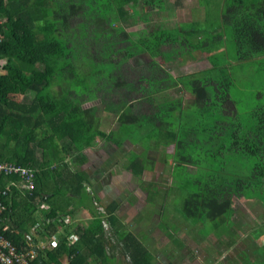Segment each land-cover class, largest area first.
<instances>
[{"label":"trees","instance_id":"1","mask_svg":"<svg viewBox=\"0 0 264 264\" xmlns=\"http://www.w3.org/2000/svg\"><path fill=\"white\" fill-rule=\"evenodd\" d=\"M171 1L177 8L171 14L177 15L183 0ZM166 2L0 0V165L27 168L34 175L29 189L20 174L0 173V234L18 253L36 252L29 264H63L66 256L68 264H89L86 256L95 251L103 258L101 226L116 220L110 205L94 202L85 231L73 221L79 209L73 199L89 192L88 174L80 167L101 139L126 156L132 151L125 149L126 140L135 147L173 143L172 162H167L172 187L186 191V213L220 220L226 230L232 226L233 235L245 229L242 242L261 237L260 227H252L233 202L264 187V105L243 112L232 91L236 66L264 57V0H198L205 19L216 15L211 6H217L221 21L211 35L181 19L169 29L128 31L140 18L153 22ZM156 7L162 11H146ZM85 41L97 42L99 50ZM209 49L215 52L209 56L213 67L193 74L174 77L156 60ZM190 79L201 83L185 91L181 84ZM86 101L100 104L85 108ZM145 161L141 154L130 161L135 178L144 175ZM180 177L188 184L178 185ZM80 232L90 240L88 252L82 243L70 244ZM55 238L56 247L41 244ZM148 253L136 243L133 264H153Z\"/></svg>","mask_w":264,"mask_h":264},{"label":"crops","instance_id":"2","mask_svg":"<svg viewBox=\"0 0 264 264\" xmlns=\"http://www.w3.org/2000/svg\"><path fill=\"white\" fill-rule=\"evenodd\" d=\"M199 8L203 7L199 5L198 0L197 6L195 5L194 8L192 7V0L190 2L183 0L181 8H179V15L183 19H188L187 22L181 21V23L187 25L198 23L201 15ZM188 13L191 14V17L187 15ZM99 143L101 147L98 144L96 148L90 150L87 162L80 167L88 174V181L85 186L89 192L86 196L73 199L74 204L79 206L76 219L73 221L84 231L88 229L91 220L90 209H93L94 202L104 206L110 205L116 220L111 224L101 226L102 239L99 246L104 249L103 258L99 257L95 251L86 256L89 264H133L132 250L136 243L147 249L149 256L153 258V264H204L208 261L210 264H237L238 260L241 264V256L234 249V246H232L231 252H234L237 258L229 251L230 246L227 244L221 246L220 249L228 250V256L226 253L223 255L221 250L209 251L210 256L204 251L208 250L206 244L199 251L196 247L202 244H199L198 241L190 239L183 241L181 231L184 227L176 229L178 239L175 240L174 244L170 241L164 249L158 246L159 240L166 238L161 227L163 213L166 209L165 200L163 201V189L172 187L171 174L173 170L167 160L172 162L169 157L174 151V145L170 143L166 146H155L147 143L146 147L144 145L135 147L131 141L123 142L125 149L126 146L130 149L135 148L144 160H148L145 161L147 169L142 178L139 179L135 178L129 169V163L124 158L126 156L124 152H120L119 148L111 141L106 142L101 139ZM150 185L155 186V189ZM115 205L117 206L115 207ZM259 218L261 219L259 226L263 228L264 221L261 217ZM92 232V229L88 231L90 234ZM69 240L71 245L82 243L83 252L89 251L87 243L90 244V240L86 232L75 233ZM260 240L264 241V236L260 237ZM151 246L154 247V251ZM249 252L253 258H259V264L264 262V257L259 255L256 247L250 249ZM229 259L234 260V263H229ZM69 261L66 256L62 258L61 263L68 264ZM140 263L146 264V260H142Z\"/></svg>","mask_w":264,"mask_h":264},{"label":"rangeland","instance_id":"3","mask_svg":"<svg viewBox=\"0 0 264 264\" xmlns=\"http://www.w3.org/2000/svg\"><path fill=\"white\" fill-rule=\"evenodd\" d=\"M189 2L191 0H188ZM168 5L166 2V8L165 11L161 14L158 12H155L151 19L153 22H144L141 18L139 20V25L133 26L128 29L129 32L131 31H138L142 27H150L151 29L157 28L159 26H162L164 28H173L178 23H175L174 21L178 19H181V21L187 22L188 18L183 19L182 16L179 15V13L176 15H172L171 11L172 9H177L176 7H172V1L168 0ZM195 5L197 6V0H192V7L194 8ZM213 11H215L216 15L211 12L209 15H207L206 19L203 15V8H199L201 15L199 16V22L197 23V28H200L203 30V32L206 35H211V33H214L215 29L219 28V22L221 21V17L219 18L217 6L212 5ZM158 10L159 12L162 11L161 7L159 8H147L146 11L148 13H153L155 10ZM189 10V9H188ZM91 12V9L88 10ZM167 12L169 13L167 15ZM180 12V11H179ZM93 14V12H91ZM167 15L166 21H163L164 16ZM188 16L191 14L188 13ZM88 17H90L88 15ZM146 23V24H145ZM159 23V25H157ZM196 24L194 25V27ZM83 40H81V43ZM84 45H87L89 49H93L95 52L99 50V46L97 42H88L85 41ZM121 47V46H118ZM179 51V50H178ZM176 50V52H178ZM181 51V50H180ZM223 51V50H221ZM196 56L193 55H182L180 52L178 56L175 53H167L164 56H161L157 58L156 60L158 63H160L164 68H166L174 77H177L182 74H193L198 71L207 70L212 66L211 60H209L210 55H214L215 52H211V50H205L203 52L197 51ZM238 73L237 82L235 85V88L232 91V95L234 96L235 100L238 102L239 109L243 112H247L251 109H253L257 105H264V57L261 58H255V61L253 63H249L245 67L236 66ZM236 70V72H237ZM201 82L197 81L195 79H190L184 82V84H181L185 91H188L190 89L195 88L198 86ZM172 93V91H171ZM187 93V92H186ZM120 93H113V97L117 99L120 95ZM178 96V95H177ZM187 97H191L190 94H186ZM160 100V97H159ZM84 107H90V106H96L99 105V101H92V102H83ZM187 125H190L191 122L187 120ZM183 125L186 128V124L183 123ZM99 141V140H98ZM173 145V143H171ZM211 147V146H209ZM215 148H217L215 146ZM209 151L211 148H207ZM138 151L133 148L131 153L126 156V161L130 164V161L133 160L137 156ZM152 158V156H150ZM178 185L179 183H184L185 185L188 184L185 177L181 178L180 180H177ZM151 186V185H150ZM172 186V185H171ZM182 188H167L163 189V196L165 200V206L166 209L163 213V235L166 236V238H163V240H159L158 246H160L162 249H164L168 243L171 241L172 244L175 242V234L176 229L183 228L181 231V236L183 241L186 239L195 240L198 241L199 244H202L201 246H197L196 249L201 251V247L207 245L208 250H204L208 253V255L211 256L209 251L216 252L217 250H221L223 255L228 256L229 251H232V246H234V249H236L241 258V264H250L252 260H255L256 263L258 262L259 258H253V255L249 252L250 249L253 247H256V251L261 256L264 251V241H261L260 238L253 241H246L242 242V240L246 239L247 237H240L243 235V233L246 231L245 229H239L237 230L238 235L231 234L232 226L228 225V229L226 230L224 226L220 225L216 222L218 221H203L199 217H190L185 209L183 204V198L184 193ZM251 197H241L239 199H234L233 205L236 208H239L238 211H240V215L250 223L252 227H260L259 226L261 219L264 221V209L261 208L260 203L264 206V187H261L260 192L257 195H253L251 193ZM263 197V198H262ZM261 200V201H260ZM180 223V224H179ZM254 224V225H253ZM215 225L217 227H215ZM260 230L261 238L264 236V226ZM263 230V231H262ZM237 237V238H236ZM235 241H238L236 244ZM218 241V242H217ZM230 246L229 251L226 249H220L221 246L224 245ZM151 249L154 251V247L151 246ZM201 253V252H200ZM233 253L235 256L236 254ZM262 257V256H261ZM237 258V256H236ZM238 260V259H237ZM220 261H223V259H220ZM229 263H234V260L229 259ZM264 263V262H263ZM204 264H210L209 261ZM237 264H240V261L238 260ZM262 264V263H260Z\"/></svg>","mask_w":264,"mask_h":264},{"label":"built area","instance_id":"4","mask_svg":"<svg viewBox=\"0 0 264 264\" xmlns=\"http://www.w3.org/2000/svg\"><path fill=\"white\" fill-rule=\"evenodd\" d=\"M0 173H5L7 175L18 173L20 174L22 179H25L29 183L27 187L29 189H33V184L31 180L34 177V175L33 172H31V170L27 168H23L19 166L15 167L9 165L8 166L0 165ZM3 194H6V192H4ZM1 211H2V206L0 205V213ZM32 232H34V234L33 233L30 234L31 239H28L30 241H32V236L36 235L35 233H37L36 230ZM41 244L45 245V247L46 246L56 247L58 244V240L56 238L54 240L51 239L48 243L41 241ZM29 256L30 257L36 256V252L31 251L27 253V255L23 253H18L16 247H14L11 242L6 240L0 234V264H29L28 263Z\"/></svg>","mask_w":264,"mask_h":264},{"label":"water","instance_id":"5","mask_svg":"<svg viewBox=\"0 0 264 264\" xmlns=\"http://www.w3.org/2000/svg\"><path fill=\"white\" fill-rule=\"evenodd\" d=\"M27 239H31V237L29 235H26Z\"/></svg>","mask_w":264,"mask_h":264},{"label":"clouds","instance_id":"6","mask_svg":"<svg viewBox=\"0 0 264 264\" xmlns=\"http://www.w3.org/2000/svg\"><path fill=\"white\" fill-rule=\"evenodd\" d=\"M30 236V235H29Z\"/></svg>","mask_w":264,"mask_h":264}]
</instances>
